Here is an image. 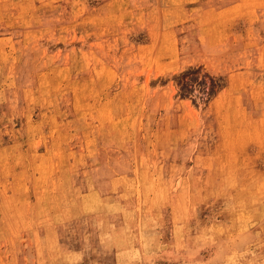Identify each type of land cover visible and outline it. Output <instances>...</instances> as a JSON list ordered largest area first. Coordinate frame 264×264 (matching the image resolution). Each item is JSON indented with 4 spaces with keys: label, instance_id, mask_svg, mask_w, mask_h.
Instances as JSON below:
<instances>
[{
    "label": "rangeland",
    "instance_id": "rangeland-1",
    "mask_svg": "<svg viewBox=\"0 0 264 264\" xmlns=\"http://www.w3.org/2000/svg\"><path fill=\"white\" fill-rule=\"evenodd\" d=\"M0 264H264V0H0Z\"/></svg>",
    "mask_w": 264,
    "mask_h": 264
}]
</instances>
